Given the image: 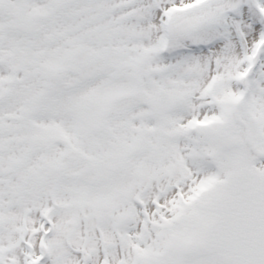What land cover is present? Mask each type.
<instances>
[{"label":"snow or ice","instance_id":"obj_1","mask_svg":"<svg viewBox=\"0 0 264 264\" xmlns=\"http://www.w3.org/2000/svg\"><path fill=\"white\" fill-rule=\"evenodd\" d=\"M0 264H264V0H0Z\"/></svg>","mask_w":264,"mask_h":264}]
</instances>
